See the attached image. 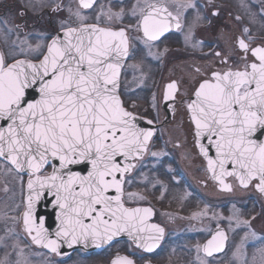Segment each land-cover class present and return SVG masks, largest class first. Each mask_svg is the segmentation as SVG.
Listing matches in <instances>:
<instances>
[{"label": "snow or ice", "instance_id": "obj_1", "mask_svg": "<svg viewBox=\"0 0 264 264\" xmlns=\"http://www.w3.org/2000/svg\"><path fill=\"white\" fill-rule=\"evenodd\" d=\"M95 4L96 0H76L75 8L67 5V18L59 21L58 29L38 34L33 45L20 39L21 25L8 26L14 5L0 0V40L8 47L7 53L0 51V162L6 173L20 177L22 185L27 176L22 217L35 244L60 254L63 245L100 248L127 235L138 249L153 253L164 228L150 223L153 209L135 206L143 197L126 191V185L139 171L137 164L140 169L145 166L146 155H158L150 147L156 130L151 127L154 120L138 116L137 106L126 102L122 70L136 55L133 42L142 41L151 54L149 42L159 41L172 27L179 29L181 11L198 12V6L194 0H136L127 12L101 8L93 23L86 10L94 11ZM253 6L242 0L251 18L264 20V0H259L257 13L251 11ZM62 10L59 3L53 9ZM126 15L135 23L101 26V16L111 22ZM197 19L208 17L198 14ZM243 32L247 42L238 39L242 55L231 57L235 66L211 70L195 88L187 109L207 170L222 189L231 192L225 177H235L241 187L253 186L264 194V40L257 43L247 27ZM214 55L228 65V56ZM178 91V85L170 83L165 99L175 101ZM152 107L157 108L155 99ZM232 207L237 227L251 228V221L241 220L240 210ZM251 236L260 242L251 260L243 242L233 256L243 257L240 264H257L259 254V264H264V237L255 232ZM226 240L218 229L197 245L198 264H212L208 258L223 252ZM0 246H8L3 237ZM17 255L22 256V250ZM0 264H13L9 254ZM14 264L28 262L17 259ZM111 264L136 262L117 255Z\"/></svg>", "mask_w": 264, "mask_h": 264}, {"label": "rangeland", "instance_id": "obj_2", "mask_svg": "<svg viewBox=\"0 0 264 264\" xmlns=\"http://www.w3.org/2000/svg\"><path fill=\"white\" fill-rule=\"evenodd\" d=\"M25 1L26 4H28L26 6L29 7L28 11L25 12V9H23L20 4H17V7L13 11V17L9 18L8 26L12 27L13 24L21 25L22 30L20 31V39H25L31 33H36L35 38H28V40L33 45L38 42V34L49 32L54 33V30L58 29L59 21L67 18V5L71 4L73 8L76 7V0H63L61 4L59 0ZM230 1L242 3V0ZM135 2L136 0H98V3L94 7V11L91 10L88 13L92 16L91 20L95 21V15L100 11L101 8L107 9L110 7L113 11H119L121 8H123L125 12H127ZM170 2L171 0H169V3ZM194 2L197 4V6H199L196 0H194ZM204 2L206 8H210V13L211 10H219L218 19L219 21L222 20L224 25H226L220 34L230 48V43L234 35L233 28L236 26L235 23L238 24L241 19L238 20L236 14L233 13V7L230 2L218 3L215 0H204ZM57 3L61 5L63 10L59 11V15L54 18L55 29L52 31L51 27L46 28L47 24L45 22H47L46 19L49 13H51V11L54 9L53 5ZM47 7L49 8L48 10H46ZM172 7L175 8V6ZM200 10L201 9L198 7V12L196 10L195 11L200 17H202ZM241 10H243L245 15L248 17V10L243 9L242 7ZM17 11L22 13V15H15ZM126 19L133 21V23H130V25L135 23V18L126 15L122 21ZM122 21L114 20L109 22L104 16H101L100 20L101 25H108L111 23V25L115 27L122 26ZM200 21L202 22L203 19H200ZM227 23H230L231 25ZM193 24L194 23H192L191 26H193ZM255 24L257 28L264 27L263 22L261 25L258 23ZM24 30L27 31L24 32ZM132 34L136 35L135 33ZM15 40L16 37L13 36L12 41ZM187 41L189 43L191 42L192 44L195 43L193 41L192 35ZM135 44L138 46V52H136L134 58H132L125 67V75L123 77V87L127 90L126 102L129 105L135 104L137 106L135 109L137 113L146 117L151 116L154 119L156 118L157 113L159 114V119H161L165 113L162 107L160 110L150 107L153 98V96L151 97V88L153 87L152 83L154 82V85L156 83V85H158L159 83L158 81L154 80V75L156 74L155 70L157 67V60L160 58V56L169 55L170 59L168 62H170V66L167 65L166 72L163 74V79L171 76L172 78L174 77L179 81L181 86L179 93L180 97L187 95L190 90L199 86L200 81L205 77V73L209 72L210 68L214 66L216 60L214 59L215 57L209 58L207 61H200L194 58L180 60L182 59V57H180L178 58V61L174 53L175 51H168V49L162 48V45L150 43L153 46L151 47V54H149V48L145 46L142 41L139 43L135 42ZM134 47L136 48V46ZM229 48H227V50ZM174 58L177 61L172 62L171 59ZM207 67L208 69H206ZM197 68L201 69L199 73L195 71ZM147 99L149 101H147ZM188 102L189 101L186 103ZM189 115V111L186 105H184L179 109V113L176 115L175 120L172 122H167L165 127L161 128V130L158 129L155 141L151 145V151L158 153V155L156 157L146 155L144 158L145 166L142 169H140L139 163L137 164L139 171L138 173L136 172L137 174L133 173L131 175L132 184L130 186L127 185V191L136 193L139 197H143V199H138L135 202V205L151 204L156 208L158 212V221L165 225L166 232L172 238L168 243L169 246L165 248L156 258L160 263L198 264L196 260V246L201 245L204 237L210 234L212 227L215 224L223 222L228 226L231 234L233 235L230 248L225 255L214 259H208L212 262V264H240V261L243 259V257H234L233 253L236 252L237 248L241 246L242 242L246 245H250L248 243L254 241L251 233L254 232L255 229H262L263 224V222L257 218L255 219L257 222L255 221L253 223V220L249 217L247 212H244L242 207L238 206L246 205L248 202L246 197L249 191L247 189L235 187L234 194L239 195L240 198L225 209H215L210 206H213V204L208 202L209 204H204L201 208L194 209L189 215H184L179 211L171 209L170 207H160V205H155V202L152 204V201H155V196L149 192L157 194L158 199L160 198L161 200L167 189L169 191L170 197L174 199L173 202H178L181 204L186 200L191 201L193 198L191 197V193L185 185V183L189 185L190 182L206 183L201 189V193H204L206 197H213L216 199L219 196L226 195L219 193L215 183L211 179L209 171L206 168L205 160L197 148L196 139L195 137H192V134L194 133V125L191 120L188 119ZM161 133L164 134V136L167 137L169 142H172L174 146L179 144L177 151H174L176 155L171 156L167 152L169 148H164V146H162V142L160 141ZM5 168L6 166L0 163V237L4 238V243H6L8 246L7 248L0 246V260H3L5 254L7 253L9 254L10 262H13V264L17 259L21 261H27L28 264H50L51 262H49L50 258L48 257V254L41 251L40 249L35 248L32 244L30 245L22 237V235H25V233L19 228V225H21L20 223L22 222L19 221L22 219V217H20V219L18 218V223L16 220L18 213H20L24 207L22 205V187L24 186V183L23 185L21 184L20 177L15 173H6L4 171ZM166 175L171 177L172 184L174 183L173 186L170 187L168 185L167 179L165 177ZM143 185L146 188L141 189ZM5 188H7V191H5ZM146 189L149 190L147 194L144 192ZM158 192H160V195H158ZM162 200L169 202L168 206H171L172 201L169 199ZM212 202L216 203L217 205L216 200ZM233 204H235L236 208L240 210L239 218L241 220L251 221V228H248L243 224L237 227L236 218L233 215ZM17 205H20V207L17 208ZM198 213H203V215L196 216L195 214ZM230 217H232L231 220L229 219ZM246 233L249 234L247 240L244 239ZM25 236H27V234ZM177 236L180 237L176 239ZM259 246L260 243H258V245H256V247L251 250V254L248 257L249 260H251L253 252H255L256 248ZM21 250L23 255H17V253ZM122 250L128 251L129 254L135 257L140 258V255H142L132 244L125 245L122 243V241L114 243L113 246L108 249V254L112 257L115 253ZM243 251L244 248H241V252ZM200 255L203 256L202 253H200ZM259 259V254H257V264H259ZM94 260L95 258L90 259L89 261L78 258L74 263L70 264H99L94 263ZM106 260L107 256L106 259H104L103 264L107 263Z\"/></svg>", "mask_w": 264, "mask_h": 264}, {"label": "flooded vegetation", "instance_id": "obj_3", "mask_svg": "<svg viewBox=\"0 0 264 264\" xmlns=\"http://www.w3.org/2000/svg\"><path fill=\"white\" fill-rule=\"evenodd\" d=\"M63 0H59L60 4L62 3ZM197 3L199 4V8L201 9L200 12L202 13V17H208V19H203V21L201 22L200 19H197V13L195 10L193 9H188L187 11H181V15H180V24L181 27L179 29H174V30H170L168 33L165 34V36L161 37V39L159 41H155V42H149V43H155L158 45H162V48L168 49V51L172 50L175 51V55L178 58L182 57V59L180 60H186V59H197L200 61H207L209 58H214L215 60V64L214 66H212V68H210L209 72L205 73V77L203 79L209 78L211 70H222L228 66H235L234 65V61L231 57L233 56H240L242 55L241 50L238 48V44L237 41L239 38L244 37L246 39L247 42V38L243 32V29L245 27L249 28L251 30V35L256 37L257 43H259L260 41L264 40V27L263 28H257L255 23L258 24H262V22L264 23V20H262L258 15L255 18H251L248 12V17L245 15V13L243 12V10H241V3H237L235 1H230V0H215L218 3H223V2H230L232 4L233 7V13L236 14V17H241V21L237 23H235V27L233 28V38L231 40L230 43V48L229 45L224 41L223 37L221 36L220 33H222V31L224 30V28L226 27V25H224V22L221 20L219 21L218 16L219 15H212L213 12H218V9H214L211 10V13L209 12V7L206 8V6L204 5V0H196ZM8 3L14 5L13 11L14 9L17 7V4H20L22 6L23 9H25L24 11H28L29 7L26 6L28 4H26L25 0H7ZM250 2H252L254 4V6L252 7L251 11L253 13H257L259 11V0H250ZM98 3V0L96 2V4ZM96 4L94 5V7L96 6ZM203 4V5H202ZM54 7L56 6L53 5ZM49 8L47 7L46 10H48ZM244 9V8H243ZM171 10L173 11V13H176V9L174 7H171ZM87 12H90L91 10H86ZM0 15L2 16L3 13L0 12ZM59 15V12H55V11H51V13H49L46 21L45 22L46 28L51 27V30L53 31L54 28V18L57 17ZM210 19V23L208 22ZM90 22H96L94 20H91ZM122 26L120 27H125L130 25V23H133V21H129L128 19L124 20L121 22ZM193 24V26H191V24ZM229 25H231L230 23H227ZM40 25V24H39ZM241 25V26H240ZM101 26H106V25H101ZM30 28V27H29ZM44 29V28H43ZM50 29V28H49ZM27 30H24V32H26ZM42 31V28H41ZM40 31V32H41ZM55 31V30H54ZM187 33H191V35L193 36V41L195 43H189L188 41L185 40V37L187 35ZM130 35H133L131 32L129 33ZM36 33H31L29 36H27V39H32L35 38ZM12 40V38H11ZM190 41V40H189ZM203 42V43H200ZM11 43V41H10ZM132 47L136 46V49H138V46L135 44V42L132 43L131 45ZM256 46V45H253ZM135 48V47H134ZM227 48L232 49V50H227ZM0 50L4 51L5 53L8 52V48L7 46L3 43L2 40H0ZM138 52V51H137ZM216 52H220L222 56H228L229 57V63L228 65H223L220 63V58L216 57L214 55V53ZM180 55V56H178ZM169 55L167 56H160V58L157 60V67H156V74L154 75V80L158 81V85H154V82L152 83L153 87L151 88V97L152 98V102L153 99H155V102L157 104V110H160L161 107L162 109L165 111L164 115L161 117V119L155 120L154 118H152L150 116V118H152L158 126V129L161 130V128H164L165 125L167 124V122H172L173 120H175L176 115H178L179 113V109L186 105L187 107V101H191V97L194 94V90L192 89L188 92L187 95H184L182 97L179 96L180 90H181V86L179 81L176 78H172L171 76L163 79V74L164 72H166V68L167 65L170 66V62H168L169 60ZM131 60V59H130ZM130 60L127 61L126 66L128 65V63L130 62ZM150 60V59H149ZM172 62H175L177 60L171 59ZM179 61V59H178ZM161 64V65H160ZM208 69V67L206 68ZM162 74V76H161ZM125 75V69L122 70V87H123V77ZM202 79V80H203ZM201 80V81H202ZM200 81V82H201ZM175 82L178 85L179 91L175 93L176 96V100L172 101V100H167L168 104H167V108L170 111H166V109L164 108V103H165V93L167 90V86L170 83ZM197 88V87H196ZM126 99V97H124ZM147 101H149L147 99ZM183 101V103L181 102ZM151 108L152 107V103H151ZM155 109V108H154ZM189 111V110H188ZM190 114V113H189ZM155 115V114H154ZM189 120L190 119V115L188 117ZM157 129V130H158ZM157 136V133L155 134V136L153 137V141L150 144H153V142L155 141V138ZM192 137L194 138L195 135L194 133L192 134ZM160 141L162 142V146L169 148L167 150V152L171 155L174 156L175 154V150L177 151L179 144H176L175 146L172 144V142H169V140L167 139V137L164 136V134L161 133L160 136ZM196 139V138H195ZM205 160V159H204ZM2 165H4L2 162H0ZM206 163V161H205ZM6 166V165H5ZM138 166V165H137ZM206 168H207V163H206ZM139 169V168H138ZM138 173V171H136ZM133 172V173H136ZM132 173V174H133ZM136 173V174H137ZM131 174V175H132ZM168 182V185L171 187L174 185V183L172 184V179L171 177H169V175L165 176ZM128 178V177H127ZM24 186L22 187V205L24 206V199H25V185L27 182V176H24ZM212 179V178H211ZM212 181L215 183L216 188L218 189L219 193L221 194H226L224 196H219L216 199L213 197H206V195L204 193H201V189L202 187L205 186L206 183L204 182H190L189 185H187V183H185V185L187 186V189L190 191L191 193V197L193 198L191 201H185L182 202L181 204H179L178 202H173L174 199H172L170 197L169 191L167 189V191L164 193V196H162L163 198L158 199L157 194L149 192L148 189H146L144 192L147 194V192H149L150 194L155 196V201H152V204L155 202V205H160V207H167V208H171L173 210L179 211L184 215H189L194 209L197 208H201L204 204H209L212 203V205H210L213 208H223L225 209L226 207H228L229 205H232V203L236 200H239V195H235L234 191H235V187L236 188H242V189H247L249 191V193H247V203L246 205H238L239 207H242V210L244 212H247V214L249 215V217L253 220V223L257 220H255L256 218L259 219L260 221L263 222L262 224V229L258 230L255 229L254 232L256 234L257 237H264V194L260 193L258 189H256L253 186H249L248 188H243L240 186L239 181L235 178V177H228L226 183L232 185L233 190L231 192L223 190L222 186L214 181L212 179ZM255 183V182H253ZM146 187H144V185L142 186L141 189H144ZM126 191H127V185H126ZM158 195H160V192H158ZM162 199H169L170 201H172L171 206L169 205V202H165ZM217 201V205L216 203H213L212 201ZM209 202V203H208ZM136 205H145V206H151L154 209V217L152 219L153 222H156L158 224H160L161 226H163L164 228V237L161 241V243L159 244V247L155 249V251L153 253H145L143 252L141 249H138L137 247H135V245L129 241L128 239H123L121 240L123 244L125 245H133L142 255H140L139 257H135L132 256L131 254L128 253V251H119L117 253H115L113 256H116L118 254H128L131 257H133L137 263L139 264H143L146 261H152L155 262L157 264H161L156 258L162 253V251L167 248L169 246V241L172 239L170 237V235L166 232V227L164 224L160 223L157 219V210L156 208L151 205V204H136ZM135 205V206H136ZM180 206V207H178ZM21 211V210H20ZM22 212L23 210L18 213V217H17V223H18V218L20 219V217H22ZM254 218V219H253ZM22 221V222H21ZM21 222L19 225V228L21 229V231H23L25 233V235L27 234V236H23V239L29 243L30 245L32 244L35 248L40 249L41 251L45 252L46 254H48V257L50 258L49 262H51L50 264H70V263H74L78 258H81L85 261H89L90 259L97 258V260H94V263H99V264H103L104 259H106L107 256V260H106V264H110L111 259L113 258V256H109L108 254V249H110L113 244L109 245L107 248H105L102 251H95V252H86L83 250H75L70 254L67 255H59L57 253H51L49 250L43 248V247H39L37 246L29 237L28 233L25 230L24 224H23V217L22 219L19 221ZM256 224V223H255ZM223 227L226 231L227 234V240H226V246L223 252L221 253H217L214 254L213 257H211L210 259H214V258H218L221 257L223 255H225L231 245V241L233 239V235L231 234V231L229 230L228 226L226 224H224L223 222L215 224L212 227V230L210 232L209 235H206V237H204L201 245H203L213 234L214 230L216 227ZM252 232V231H251ZM27 237V238H26ZM180 236H177L176 239H178ZM120 241V242H121ZM259 240H254L253 242H249L247 245V255L248 257L251 254V250L256 247V245H258ZM203 254V252H201ZM109 256V257H108ZM141 257H143V259H141ZM91 262V261H90ZM164 264V263H162ZM232 264V263H231Z\"/></svg>", "mask_w": 264, "mask_h": 264}, {"label": "water", "instance_id": "obj_4", "mask_svg": "<svg viewBox=\"0 0 264 264\" xmlns=\"http://www.w3.org/2000/svg\"><path fill=\"white\" fill-rule=\"evenodd\" d=\"M97 1V0H96ZM175 29V27H172V29L171 30H174ZM166 92H167V90H166ZM165 96H166V93H165ZM195 97H194V94L192 95V97H191V99H194ZM167 104H168V101H167V99H165V103H164V108L166 109V111L168 112L169 111V109L167 108ZM137 114V113H136ZM138 116H142V115H139V114H137ZM142 117H144L145 119H151V118H148V117H145V116H142ZM194 125V124H193ZM145 126H147V125H145ZM151 127H153L154 129H156V127H157V125L155 124V123H153V125L151 126ZM196 145H197V143H196ZM197 148H198V150H199V147H198V145H197ZM199 153H200V150H199ZM201 154V153H200ZM201 156L203 157V155L201 154ZM204 158V157H203ZM205 159V158H204ZM205 161H206V163H207V160L205 159ZM229 167H231V166H229ZM209 174H210V176H211V178L213 179V177H212V174H211V172L209 171ZM227 178L228 177H225V182L227 181ZM237 179V178H236ZM214 181H216V182H218L219 183V181H217V180H215V179H213ZM238 180V179H237ZM26 194H27V192H26ZM137 206H139V207H150V208H152L151 206H145V205H137ZM50 209H51V206L49 205L48 206V211H50ZM153 209V208H152ZM153 213L155 214V212H154V209H153ZM43 215H44V213L42 212V217H43ZM153 217H154V215L152 216V218H151V220H150V223H156V222H153L152 221V219H153ZM156 224H158V223H156ZM160 225V224H159ZM47 226V225H46ZM161 226V225H160ZM161 227H163V226H161ZM223 230V232L225 233V235L227 236V234H226V231H225V229L223 228V227H216L215 228V230H214V232H213V234L212 235H214L215 234V232L217 231V230ZM211 235V236H212ZM30 237V236H29ZM31 238V237H30ZM211 238V237H210ZM209 238V239H210ZM122 239H129V240H131L129 237H127V235H122V236H120V237H117V238H115L114 239V241H118V240H122ZM113 241V242H114ZM132 241V240H131ZM162 241V240H161ZM161 241H160V243H161ZM133 242V241H132ZM207 242V241H206ZM205 242V243H206ZM134 243V242H133ZM204 243V244H205ZM37 245V244H36ZM110 245V244H109ZM134 245H135V243H134ZM37 246H39V247H42V246H40V245H37ZM108 245H105V246H103V247H100V248H96V247H88V248H85V247H83L82 245H73V247H71V248H68L66 245H63L62 247H61V249H60V254L59 255H67V254H69V253H71V252H73V251H75V250H77V249H82V250H84V251H87V252H93V251H101V250H103V249H105L106 247H107ZM225 246H226V242H225ZM225 249V248H224ZM221 253V252H220ZM58 254V253H57ZM214 254H217V253H214ZM117 256V255H116ZM116 256H114L113 258H112V260H111V262L116 258ZM120 256H129V255H127V254H120ZM131 259H133V260H135L133 257H131V256H129ZM111 262H110V264H111ZM136 262V261H135ZM136 264H138V263H136ZM143 264H156L155 262H152V261H146L145 263H143Z\"/></svg>", "mask_w": 264, "mask_h": 264}]
</instances>
